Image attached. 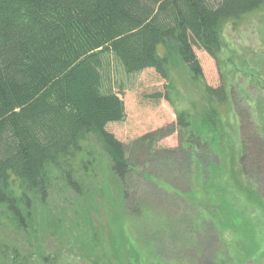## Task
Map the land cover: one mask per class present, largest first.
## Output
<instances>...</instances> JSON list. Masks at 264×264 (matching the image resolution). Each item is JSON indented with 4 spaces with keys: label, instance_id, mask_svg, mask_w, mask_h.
Segmentation results:
<instances>
[{
    "label": "rangeland",
    "instance_id": "1",
    "mask_svg": "<svg viewBox=\"0 0 264 264\" xmlns=\"http://www.w3.org/2000/svg\"><path fill=\"white\" fill-rule=\"evenodd\" d=\"M221 40L216 58L197 53L204 82L226 91L211 123L202 84L174 54L166 79L152 69L126 76L112 66L125 118L107 129L127 149L168 124L176 131L153 142L148 157L129 160L124 183L98 149L94 186H83L81 197L53 175L45 205L31 196L35 215L27 234L43 250L36 264H47L45 256L52 264H264V7L227 23ZM157 92L168 101L150 97ZM179 112L185 127L177 128ZM248 136L262 145L258 168L240 163ZM48 213L61 224L55 238L46 233ZM21 236L0 225L7 246L24 249Z\"/></svg>",
    "mask_w": 264,
    "mask_h": 264
},
{
    "label": "trees",
    "instance_id": "2",
    "mask_svg": "<svg viewBox=\"0 0 264 264\" xmlns=\"http://www.w3.org/2000/svg\"><path fill=\"white\" fill-rule=\"evenodd\" d=\"M263 7L264 0H0V225L22 235L24 245L0 241L3 263L36 264L43 257L27 234L35 215L31 196L45 205L53 175L63 176L64 187L79 196L83 186H94L98 149L124 183L128 161L148 157L153 142L176 131L168 124L127 149L107 129L125 118L110 81L112 66L126 76L152 69L166 79L174 54L202 84L209 104L203 113L211 123L226 91L204 82L197 53L216 58L225 25ZM150 97L168 101L161 92ZM177 118V128L185 127L182 113ZM246 140L240 163L258 168L262 145ZM52 216L44 217L46 233L55 238L61 224Z\"/></svg>",
    "mask_w": 264,
    "mask_h": 264
}]
</instances>
